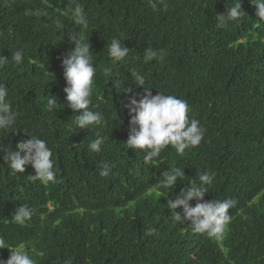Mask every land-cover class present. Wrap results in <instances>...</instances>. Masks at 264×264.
Here are the masks:
<instances>
[{
    "label": "trees",
    "instance_id": "obj_1",
    "mask_svg": "<svg viewBox=\"0 0 264 264\" xmlns=\"http://www.w3.org/2000/svg\"><path fill=\"white\" fill-rule=\"evenodd\" d=\"M78 2L85 26L65 14L68 0H0V58L7 57L0 83L17 116L0 132V145L15 151L38 136L52 150L56 173L46 185L32 179L31 164L12 174L0 151V239L25 246L35 264H264V21L251 0H242V16L223 27L216 16L236 0H166L157 10L149 0ZM74 32L91 43L92 101L105 117L87 130L75 125L83 110L69 107L65 92L62 60L75 47ZM114 37L130 50L120 62L108 55ZM147 48L163 50V59L145 63ZM18 50L24 58L17 65L11 55ZM131 70L145 77L144 86ZM145 87L188 102L189 119L204 129L198 146L183 154L168 146L147 164L142 149L127 148L126 105ZM50 97L57 101L51 112ZM97 133L104 138L99 153L88 150ZM177 166L185 177L157 197L158 182ZM203 173L214 179L201 202L236 201L220 239L173 221L167 207ZM20 205L32 210L23 225L11 218ZM9 256L0 248V258Z\"/></svg>",
    "mask_w": 264,
    "mask_h": 264
},
{
    "label": "clouds",
    "instance_id": "obj_2",
    "mask_svg": "<svg viewBox=\"0 0 264 264\" xmlns=\"http://www.w3.org/2000/svg\"><path fill=\"white\" fill-rule=\"evenodd\" d=\"M251 2L256 8L257 17L264 21V0H251ZM149 3L154 10H157V3L167 8L166 0H149ZM242 13V0H236L231 7H227L225 13L216 16L217 26L223 27L229 21H236ZM65 14L77 26H85L88 23L84 8L78 0H68ZM55 27L63 30L60 23H57ZM69 36L74 41L75 47L62 60L67 84L66 99L73 110H83L82 114L75 118V125L87 130L105 122L104 114L94 110L95 105L92 101L96 75V69L92 63V47L91 43L79 32H74ZM107 47L109 57L115 62L125 60L130 51L119 38L115 37L107 44ZM163 56V50L147 48L144 51L143 60L148 63L154 59H163ZM23 58L22 50L15 51L11 55V59L17 65L22 63ZM5 59L7 57L0 58V63H3ZM131 74L136 85H145V77L141 73L131 70ZM151 88L145 87L144 94L139 100L133 96L126 105L131 114V127L125 144L127 148L142 149L146 164L158 158L162 150L168 146H172L177 153L183 154L185 149L198 146L204 137V129L199 126V121L188 117L190 106L186 100L174 95H166L161 91L153 95ZM7 97L8 89L0 83V132L12 128L17 119ZM56 105L55 98L50 97L47 100L49 112L53 111ZM112 118L118 119L117 112ZM103 142L104 138L97 133L96 138L89 142L88 150L99 153ZM16 149L13 151L10 145L7 147L0 145V151L4 153L3 159L12 174L23 173L25 166L31 164L36 173L31 176L33 180H39L45 185L56 181L53 153L46 140L32 135L30 139L18 142ZM99 174L108 176L109 166L101 165ZM184 177V169L178 166L168 169L164 178L157 184L156 196H167L170 193L167 190H173L178 181L183 180ZM213 179L212 175L203 173L199 176V185L194 180L189 181L174 199L168 200L167 207L171 210L173 221L181 224L190 222L188 227L194 233H206L211 238L220 239L231 221L229 209L235 206L236 201L213 199L201 202L208 192L205 186L211 185ZM160 189L165 191L162 192ZM193 200L197 201L195 206L190 203ZM178 208L182 210L177 211ZM31 216V208L20 205L17 206L11 218L16 224L23 225L31 219ZM153 232L154 229H149L146 234L151 235ZM5 247L10 249V256L6 260L0 258V264H35L25 246H8L3 239H0V248Z\"/></svg>",
    "mask_w": 264,
    "mask_h": 264
}]
</instances>
